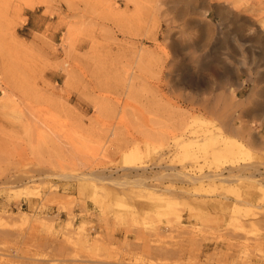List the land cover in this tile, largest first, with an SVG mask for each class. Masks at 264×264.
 I'll list each match as a JSON object with an SVG mask.
<instances>
[{"label":"rangeland","instance_id":"obj_1","mask_svg":"<svg viewBox=\"0 0 264 264\" xmlns=\"http://www.w3.org/2000/svg\"><path fill=\"white\" fill-rule=\"evenodd\" d=\"M0 264H264V0H0Z\"/></svg>","mask_w":264,"mask_h":264},{"label":"bare ground","instance_id":"obj_2","mask_svg":"<svg viewBox=\"0 0 264 264\" xmlns=\"http://www.w3.org/2000/svg\"><path fill=\"white\" fill-rule=\"evenodd\" d=\"M188 84L192 85L193 81L189 80ZM226 117H227V119H226V121H227L226 128L229 131H231L233 134H240V133H243V130H244L243 128L248 127V129H249V132L247 133L248 141L250 143H257L258 142L257 136L250 129L251 126H248L247 124H244L245 121L243 119H241L240 125L236 128L235 126L232 125L231 119H233V117H231V114L228 113L226 115Z\"/></svg>","mask_w":264,"mask_h":264}]
</instances>
